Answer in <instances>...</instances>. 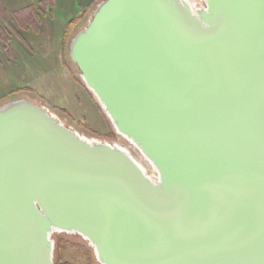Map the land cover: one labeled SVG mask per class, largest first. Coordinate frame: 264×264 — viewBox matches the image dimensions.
<instances>
[{
	"label": "water",
	"instance_id": "1",
	"mask_svg": "<svg viewBox=\"0 0 264 264\" xmlns=\"http://www.w3.org/2000/svg\"><path fill=\"white\" fill-rule=\"evenodd\" d=\"M100 0L68 58L149 162L0 105V264H264V0Z\"/></svg>",
	"mask_w": 264,
	"mask_h": 264
},
{
	"label": "rangeland",
	"instance_id": "2",
	"mask_svg": "<svg viewBox=\"0 0 264 264\" xmlns=\"http://www.w3.org/2000/svg\"><path fill=\"white\" fill-rule=\"evenodd\" d=\"M9 23L0 17V25L8 32V40L0 37V105L18 98L45 107L65 126L89 140L117 144L151 174L153 169L145 157L122 135L118 134L94 95L86 88L75 65L68 58V38L60 50L62 31L72 18L83 13L72 35L83 28L95 5L90 0H50L40 14L38 29L20 28L12 12L40 0H1ZM51 15H50V14ZM71 37V35H70ZM53 260L62 264H85V249L98 264L93 248L78 234L53 232ZM59 241H61L59 243ZM76 246V247H75Z\"/></svg>",
	"mask_w": 264,
	"mask_h": 264
},
{
	"label": "trees",
	"instance_id": "3",
	"mask_svg": "<svg viewBox=\"0 0 264 264\" xmlns=\"http://www.w3.org/2000/svg\"><path fill=\"white\" fill-rule=\"evenodd\" d=\"M97 0H90L86 4V8H90L92 5H95ZM50 0H40L38 3L41 5L40 8L37 7L35 2L30 3L28 6L15 10L12 12L13 18L15 19L17 25L22 29H38V23L40 21V14L44 12L49 5ZM50 14V13H49ZM51 15V14H50ZM83 13H80L78 17L72 18L65 26L64 31H62L61 39L59 41L60 50L63 51V45L67 42L68 38L72 36V30L74 29L76 23L82 18ZM0 17L6 24L9 23L8 18H6L5 8L2 5V1L0 0ZM0 37L3 40H8V32L6 29L0 25ZM61 241H59L60 243ZM62 243V242H61ZM76 247V246H75ZM85 256L87 257V263L85 264H93L91 252L85 249ZM53 264H62L59 261H54Z\"/></svg>",
	"mask_w": 264,
	"mask_h": 264
},
{
	"label": "built area",
	"instance_id": "4",
	"mask_svg": "<svg viewBox=\"0 0 264 264\" xmlns=\"http://www.w3.org/2000/svg\"><path fill=\"white\" fill-rule=\"evenodd\" d=\"M188 1V3L191 5V6H197V5H203L204 4V2H203V0H187ZM125 149V148H124ZM127 150V149H126ZM128 151V150H127ZM128 153H129V151H128ZM130 154V153H129ZM131 155V154H130ZM131 157L135 160V161H137L132 155H131ZM138 163V162H137ZM139 164V163H138ZM140 166H142L141 164H139ZM142 168L145 170V172H146V174H148V175H155L156 173L153 171L151 174H149V173H147V171H146V169L142 166Z\"/></svg>",
	"mask_w": 264,
	"mask_h": 264
},
{
	"label": "bare ground",
	"instance_id": "5",
	"mask_svg": "<svg viewBox=\"0 0 264 264\" xmlns=\"http://www.w3.org/2000/svg\"><path fill=\"white\" fill-rule=\"evenodd\" d=\"M137 162V161H136Z\"/></svg>",
	"mask_w": 264,
	"mask_h": 264
}]
</instances>
